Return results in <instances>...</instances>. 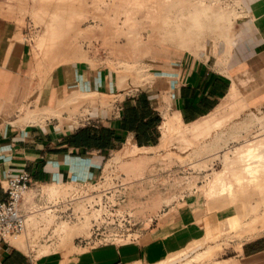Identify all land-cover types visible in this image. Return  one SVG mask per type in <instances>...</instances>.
Segmentation results:
<instances>
[{
  "label": "rangeland",
  "instance_id": "1",
  "mask_svg": "<svg viewBox=\"0 0 264 264\" xmlns=\"http://www.w3.org/2000/svg\"><path fill=\"white\" fill-rule=\"evenodd\" d=\"M245 2L32 0L34 74L43 82L58 64L87 59L114 69L122 84L130 80L143 86L153 80L158 68L167 67L170 60L179 59L185 52H209L213 61L225 64L233 48L236 19L243 18L247 12ZM241 71L234 76L240 89L235 99L227 102L224 97L210 114L194 123L198 126L183 124L172 129L160 145L139 148L129 143L109 156L113 157V167L117 171L113 173V179L96 190L103 196L102 204L97 205L102 213L100 227L93 225L91 216L59 223L54 215H46L43 211L49 216V224L43 228L42 231L47 232L35 246L37 256L50 251L68 255L76 248L82 249L86 243L89 246L138 238L163 220L168 209L182 206L185 200L196 197L209 201L210 210L223 208L232 216L225 218L230 220L231 217L229 226L225 219V223L218 221L222 224L217 225V222L213 234L200 241L203 242L200 247L215 245L202 258L222 250L231 252L244 240L263 234L264 227L259 225L264 226L261 218L264 216V154L261 155L264 145L254 149L258 156L256 152L252 153L255 162L248 170L243 168L245 161L236 156V150L252 140L264 139V77L250 74L248 67ZM109 102L110 97L93 93L67 95L49 106L36 99L21 107V119L29 123L81 126L96 119L92 113L94 107L103 108ZM173 113L169 109L165 116ZM163 129L161 127V132ZM236 169L237 172L241 169L242 173H236ZM219 173L222 175L217 180L215 176ZM232 173L239 178L243 175L240 178L242 184L238 180L233 184ZM228 179L232 185L227 183ZM226 184L232 189L224 190ZM237 184L240 185L238 189L243 187L241 192L236 191ZM105 187L110 190L107 192ZM230 191L237 192L233 194L239 199ZM87 193L91 194V190ZM64 194L49 184L37 194L40 198L37 208L56 195ZM118 198L124 200L114 204L113 200ZM244 203L254 207L249 204V210L242 207L251 210L248 214L241 209L245 214L242 217L238 208ZM90 210L89 207L88 212ZM257 213L263 214L259 216L260 221L259 217L256 220L261 229L250 233L243 220L255 219ZM32 215L35 220L39 214ZM233 215L236 221L232 219ZM184 257L188 254L180 259Z\"/></svg>",
  "mask_w": 264,
  "mask_h": 264
},
{
  "label": "crops",
  "instance_id": "2",
  "mask_svg": "<svg viewBox=\"0 0 264 264\" xmlns=\"http://www.w3.org/2000/svg\"><path fill=\"white\" fill-rule=\"evenodd\" d=\"M246 1L247 12L236 19L233 48L225 64L213 61L209 52H185L139 86L130 80L122 84L114 69L87 59L58 64L42 82L33 70L32 0H0V200L6 196L2 180L22 170L44 182L72 175L92 180L118 148L159 144L167 110L191 124L220 105L234 84L240 92L234 76L241 69L248 67L250 74L264 77V0ZM76 93L110 97V102L94 107L96 119L81 126L21 119L23 105L37 99L49 106ZM182 204L168 209L163 220L138 238L91 244L68 255L51 251L37 256L4 242L0 264H176L203 251L199 240L213 234L217 221L231 216L223 208L210 210L209 201L197 197ZM196 262L264 264V233L231 252L222 250Z\"/></svg>",
  "mask_w": 264,
  "mask_h": 264
},
{
  "label": "built area",
  "instance_id": "3",
  "mask_svg": "<svg viewBox=\"0 0 264 264\" xmlns=\"http://www.w3.org/2000/svg\"><path fill=\"white\" fill-rule=\"evenodd\" d=\"M112 158H107L99 174L92 180H82L72 175L66 180L44 182L34 179L27 170L9 174L2 180L6 196L0 200V244L20 242L23 243L22 248L35 254V246L39 245L40 238L47 232L42 230L49 224V216H45V213L54 215L59 223L91 216V219H94L93 225L100 227L102 213L97 205L102 204L103 196L96 190L109 179H113L112 175L117 168L113 167ZM49 184L65 194L56 195L44 205H40V208H43H37L40 200L37 194L43 192ZM89 190L91 194L87 193ZM105 190L108 192L110 189L105 187ZM123 200L124 198H118L113 202L118 204ZM89 207L91 210L88 212ZM32 213L39 214L35 220H32Z\"/></svg>",
  "mask_w": 264,
  "mask_h": 264
},
{
  "label": "bare ground",
  "instance_id": "4",
  "mask_svg": "<svg viewBox=\"0 0 264 264\" xmlns=\"http://www.w3.org/2000/svg\"><path fill=\"white\" fill-rule=\"evenodd\" d=\"M238 94V89H237V86L234 84L232 87H231V90H230V93L228 94V96L225 98V99H227V102L228 101H230L231 99H235V97H236V95ZM224 102H226V101H224ZM226 104V103H225ZM197 122V121H196ZM195 122H193V123H191V124H194ZM183 124H187V123H185L184 122V120L182 119V117L178 114V113H173V114H166V117H165V120H164V122L162 123V127L164 128L163 129V131H162V137H161V141L164 139H166V137L168 136V134H169V132L172 130V129H174V128H176V127H180L181 125H183ZM189 126V125H188ZM194 127L195 126H198V124H194L193 125ZM160 141V143H159V145L161 144V143H164V141H162L161 142ZM248 143V142H247ZM246 143V144H247ZM132 145H135V146H137L136 145V143H131ZM245 145V144H244ZM264 145V139H261V140H259V141H254V140H252V141H250L249 143H248V145H245V146H243V147H241V148H239L238 150H236V156H238L239 157V159H241L242 161H245V163H244V166L245 167H243L245 170H248L250 167H251V164L253 163V162H255L254 161V159H252L253 157H252V153L253 152H256V151H254V149L255 150H257V149H259V146L261 147V146H263ZM138 147V146H137ZM131 148H132V146H131ZM136 148V147H135ZM139 148H141V147H139ZM133 149V148H132ZM132 149H131V151H132ZM257 154V152L255 153V155ZM264 153H262L261 155H263ZM254 155V154H253ZM256 156H258V154L256 155ZM255 156V157H256ZM243 159H242V158ZM245 159V160H244ZM255 160H257V159H255ZM239 161V160H238ZM241 161V162H242ZM238 164V163H237ZM232 165V164H231ZM230 165V166H231ZM234 166V165H233ZM253 168V167H252ZM251 168V169H252ZM230 169V168H229ZM243 169V170H244ZM250 169V170H251ZM260 169V168H259ZM239 170H241V169H238V172H240V174L242 173L241 171H239ZM234 171H236V173H238L237 172V169L236 170H234ZM262 171V170H261ZM258 172V171H257ZM231 173V172H230ZM233 173H235V172H233ZM231 174V176H234L235 174ZM253 173V172H252ZM220 175H216L215 177V179H217L218 180V176H221L222 175V173H219ZM264 174V173H263ZM236 176H237V174H236ZM236 176H234V177H232V178H234V180L235 181H232L233 182V184H234V182L236 183L237 182V180L238 181H240V183H241V176H243V175H240V178L237 176V178H239V179H237L236 178ZM254 177V176H253ZM252 177V178H253ZM261 177V176H260ZM231 178V177H230ZM236 178V179H235ZM244 178V177H243ZM248 178V177H247ZM255 178H257V177H254V179ZM263 179V178H262ZM248 180L249 181H252V180H250V178H248ZM256 181H257V179H255ZM216 181V180H215ZM243 181H244V179H243ZM230 183L231 182V179H230V181H229V179H228V181H227V183ZM232 182H231V185H232ZM254 182V181H253ZM250 183V182H249ZM242 184V183H241ZM235 185V184H234ZM238 185L239 184H237V189L239 188L238 187ZM243 185H244V183H243ZM248 185V184H247ZM226 187L224 188L223 187V189L225 190L226 188H228L227 187V184L225 185ZM229 186V185H228ZM240 186V185H239ZM230 188H231V186H229ZM242 187V186H241ZM230 188H228L229 190H230ZM234 188H236L235 186H234ZM243 188V187H242ZM242 188H240V189H236V191H239L240 190V192H241V190H242ZM232 189V188H231ZM233 191H235V189L233 190ZM224 193H225V191H223ZM231 192V191H230ZM232 193V192H231ZM233 193H236L237 194V192H233ZM232 193V194H233ZM239 193V192H238ZM239 195V194H238ZM233 196H235V194H233ZM236 198H237V196H235ZM237 199H239V198H237ZM239 201V200H238ZM235 202H237V200L235 201ZM248 204L249 203H247V205H245V203L243 204V206H242V204H241V206H239V205H237V206H239V208H238V213L240 212V210L242 209V207H246L247 208V206H248ZM245 205V206H244ZM250 205V204H249ZM253 205H250L249 207H252ZM258 206V205H257ZM241 207V208H240ZM254 207V206H253ZM248 210L250 209V208H247ZM247 209H242V210H246V212H248V214H249V212L251 211H247ZM252 210H254V208H251ZM241 210V214L242 213H244L243 211ZM264 213V212H263ZM258 214V213H257ZM243 215H245V214H242L241 216L243 217ZM263 214L261 213V215L260 214H258L257 215V217H255V219H252L251 217H250V219H252V221H249V222H251L250 224H249V222H245V221H248V220H250V219H247L246 218V220H243L244 222H243V225H245L244 227L248 230V231H250V233H252V232H254V231H256V230H259V229H261L262 227H264V226H262L261 224V226L259 225V224H257L256 223V220H257V218L259 217V216H262ZM234 216V215H233ZM255 216V215H254ZM232 217V216H231ZM231 217H230V220H231ZM236 217H238L237 215H236ZM242 217L240 218V219H242ZM244 217H246V216H244ZM235 218V216L232 218V219H234ZM260 218V217H259ZM258 218V219H259ZM261 218H263L262 220H264V216H262ZM261 218L259 219V221L261 220ZM238 219V218H237ZM227 222H226V224H228V226L232 223V220H231V223L229 224V222H228V220H229V218L228 219H225ZM225 220L223 219V220H221L222 222L224 221V223H225ZM229 220V221H230ZM220 221V220H219ZM235 221H236V218H235ZM218 222V221H217ZM262 222V221H261ZM221 223V222H220ZM219 222H218V224L217 225H219L220 224ZM244 223H246L247 224V226H246V224H244ZM264 223V222H263ZM222 224V223H221ZM226 224H224L225 226H227ZM233 224H235L234 223V220H233ZM249 224V225H248ZM243 225H242V228H244L243 227ZM258 225H259V227H261V228H258ZM264 225V224H263ZM223 226V225H222ZM228 226H227V228H228ZM225 228V227H224ZM240 230V229H239ZM241 231L243 232V230L241 229ZM245 231V230H244ZM246 232V231H245ZM199 241H201V240H199ZM15 244H17V245H19V246H22L23 245V243H20V242H16ZM88 245H86V246H84V248H86ZM193 246V244H190L189 246H187V248L186 249H188V248H191ZM214 247H215V245H211V246H209V247H207V248H205L203 251H199L196 255H194V256H192V257H190V258H187V259H185V260H183V261H181V262H179V263H176V264H197L196 263V261L198 260V259H200V258H202L203 256H205L206 254H208V253H210L213 249H214ZM185 249H182V250H179V251H176V252H174L172 255H171V257H175V256H177V255H179L181 252H183ZM51 252V251H50Z\"/></svg>",
  "mask_w": 264,
  "mask_h": 264
}]
</instances>
